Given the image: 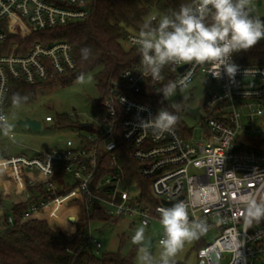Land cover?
<instances>
[{
    "label": "built area",
    "instance_id": "1",
    "mask_svg": "<svg viewBox=\"0 0 264 264\" xmlns=\"http://www.w3.org/2000/svg\"><path fill=\"white\" fill-rule=\"evenodd\" d=\"M89 4L90 0H0V114L7 120L12 81L51 87L60 76L77 69L71 45L50 33L85 20ZM34 36L39 40L33 41ZM137 36L129 35V47H137L133 43ZM181 68L185 69L180 72ZM163 71L174 72L173 80L187 76V87L197 76L205 84L219 82L220 89L211 93L204 105L207 139L192 142L177 127L174 135L156 138L151 130L140 128L141 119L154 117L160 110L146 103L143 93L164 80L143 77L141 63L134 64L111 79L101 103L102 113L85 122L92 126L80 142L67 139L64 146L40 151L34 157L19 155L5 160V170L19 169L21 176L26 175L21 170L31 171V183L54 189L59 164L72 182L65 195L32 205L21 221L46 216L47 208L58 200L76 199L89 214L102 211L112 219L137 218L150 226L160 224L158 208L184 201L189 205L190 220L202 219L208 229L220 228L214 242L199 249L198 264H264V220L247 225L239 204L245 195L264 200V151L235 149L237 134L244 128V109L254 108V103L246 106L242 102L264 101V66H238L234 80L223 71L219 79L212 76L210 64H179ZM261 115L263 110L257 105L248 117L252 120ZM45 121L54 118L46 116ZM126 154L136 164L138 176L148 183L149 194L143 185L128 178L122 162ZM6 224H16L12 215L6 216ZM88 243L101 253V243L90 232Z\"/></svg>",
    "mask_w": 264,
    "mask_h": 264
},
{
    "label": "trees",
    "instance_id": "2",
    "mask_svg": "<svg viewBox=\"0 0 264 264\" xmlns=\"http://www.w3.org/2000/svg\"><path fill=\"white\" fill-rule=\"evenodd\" d=\"M190 2L191 0H90V14L85 20L50 33L54 39L66 41L71 45L77 64L74 72L60 76L59 81H74L81 74L97 70L94 77L103 87L102 103L111 79L120 77L127 68L140 63L136 48L128 45L129 35L138 34L143 23L153 17L157 18L154 23H158L164 15H171L173 11L179 9L181 4ZM126 44L128 48L125 47ZM84 47L92 50V56L88 61L81 59L80 49ZM234 63L243 67L264 66V39L247 51L234 53ZM162 74L165 79L159 87L173 80L174 76V72L170 71H163ZM47 87V84L30 86L20 81H12L7 97V108L15 106L12 104L14 94L27 96V101L22 104L29 105L38 99V90ZM159 87L155 89L147 87L142 98L149 105L161 109L165 106L158 96ZM100 107L102 110L101 104ZM58 119L61 123H69L74 117L59 115ZM80 128L88 127L80 124ZM122 162L128 178L132 177L143 185L145 193L149 194L148 183L138 176L137 166L129 154L124 155ZM3 164L0 165L2 174H4ZM71 183L63 165L59 164L56 167V175L53 177L54 189L45 184L31 183L27 180L26 189L17 202H13L10 211L3 206L5 200L0 185V208L7 212L4 222L0 223L2 228L0 230V264H133L119 254L95 252L93 246L88 243L90 224L94 217L102 221L112 218L102 211L93 210L89 214L79 201L75 202L80 206V212L77 227L73 232L67 233L60 226L50 224L42 217L21 221L22 215L32 205L50 202L65 195L71 189ZM64 202V199L58 200L49 207L46 211L47 216L50 219L54 218L53 213L60 211ZM7 215H12L16 220L13 227L7 226Z\"/></svg>",
    "mask_w": 264,
    "mask_h": 264
},
{
    "label": "clouds",
    "instance_id": "3",
    "mask_svg": "<svg viewBox=\"0 0 264 264\" xmlns=\"http://www.w3.org/2000/svg\"><path fill=\"white\" fill-rule=\"evenodd\" d=\"M252 0H191L183 3L171 15H164L158 21L156 17L143 23L134 39L136 50L143 68L142 76L153 81H163L165 67L179 64L213 66L210 74L217 79L223 71L230 80H234L238 66L233 63L234 53L247 51L264 39V20L252 15ZM82 61L92 56L89 47L80 49ZM83 74L77 77L85 82ZM90 79V77H89ZM188 77L169 80L158 92L164 100L174 96L178 89L187 87ZM27 96L16 93L12 96L15 106L26 102ZM171 109V110H169ZM181 104H168L154 117L140 120V128L151 130L156 138L165 133L174 135L179 123L177 113ZM14 125L0 114V134L11 138ZM241 215L247 225L264 220V200L254 195L241 196L239 200ZM189 205L177 201L170 207H161L159 223L163 229V238L159 240V260H155L149 251L148 237L145 236L147 221L135 229L132 243L139 246L140 264H174L173 258L188 241L197 239L207 231L208 225L202 219L190 220Z\"/></svg>",
    "mask_w": 264,
    "mask_h": 264
},
{
    "label": "rangeland",
    "instance_id": "4",
    "mask_svg": "<svg viewBox=\"0 0 264 264\" xmlns=\"http://www.w3.org/2000/svg\"><path fill=\"white\" fill-rule=\"evenodd\" d=\"M251 5L253 7L252 15L264 20V0L254 1ZM38 37L34 36L32 40L37 41L39 40ZM125 47L128 48V45L126 44ZM96 72L97 70L83 74L86 78L83 83L78 82L76 78L74 81H59L51 87L39 89L38 99L34 103L9 108L8 121L14 125L11 133L13 138L0 134V165L4 163L5 159L12 156L24 155L31 158L40 151L62 147L67 139H72L76 143L80 142V137L90 131L88 128L81 129L80 124L91 122L102 113L100 104L103 87L94 77ZM161 88L162 86L158 88V92ZM219 89L218 81L205 84L203 79L197 76L187 88L178 89L168 101L163 99L162 94L158 93V96L162 99L165 107L168 104H181V111L177 113L179 116L177 128L180 129L178 130L190 141L201 142L203 139H207L209 133L208 113L204 109L206 99L211 93ZM249 103H254V108L246 107L244 109L246 113L243 118L244 128L237 134L235 149L252 148L257 151H264V101L246 100L242 102V105L247 106ZM257 105L263 110V115L254 116L251 120L248 116L255 111ZM186 108L198 109L199 114L187 113ZM59 115H74V119L69 123H61L58 119ZM46 116H52L54 121L46 122ZM27 118L39 121L41 130L34 131L19 124V121ZM3 170L4 174L0 173V185L1 181L7 179L16 181L17 173L13 169L5 170L3 164ZM21 171L24 172L23 174L32 173L29 170ZM18 172L21 175L19 169ZM76 201L78 200L72 199L70 202L75 203ZM6 214L7 212L1 207L0 223L4 222ZM53 214L54 218L51 219L47 215L40 217L45 218L50 224L60 226L67 233L75 231L79 214L67 208L57 210ZM73 217L74 221H72ZM132 221L134 225L131 227ZM139 226H141V222L137 218L118 221L107 218V220L102 221L94 217L90 224V234L101 243V254H119L133 264H140L139 246L134 245L131 239L135 229ZM219 235L220 228L215 226L207 229L197 239L186 242L182 250L173 258L174 264H198L199 249L214 242ZM145 236L154 239L149 251L158 261L161 251L158 240L163 236L162 226L158 223L147 226Z\"/></svg>",
    "mask_w": 264,
    "mask_h": 264
},
{
    "label": "crops",
    "instance_id": "5",
    "mask_svg": "<svg viewBox=\"0 0 264 264\" xmlns=\"http://www.w3.org/2000/svg\"><path fill=\"white\" fill-rule=\"evenodd\" d=\"M14 171L17 173L16 176H18V178L15 179L16 180L15 182H13L10 179H7L6 181H1L2 196L6 202H10L12 204L13 202H17L18 198L22 195V193L26 189V181L27 180L31 181L33 177L32 173L21 176L20 173L18 172V169L17 170L14 169ZM13 183H14V187H13ZM70 201L71 199H65V202L63 204V206L65 205V207L63 208L64 209L67 208L68 210L70 209L72 212H76L77 214H79L80 206L78 204L71 203ZM72 220H74V217L72 218Z\"/></svg>",
    "mask_w": 264,
    "mask_h": 264
},
{
    "label": "water",
    "instance_id": "6",
    "mask_svg": "<svg viewBox=\"0 0 264 264\" xmlns=\"http://www.w3.org/2000/svg\"><path fill=\"white\" fill-rule=\"evenodd\" d=\"M184 69L185 68H181L180 72H182ZM186 112L187 113H193V114H199V110L198 109L186 108ZM19 124L24 126V127H26V128H29L31 130H34V131L41 130V123L39 121H37V120H33V119H30V118H27L25 120L19 121ZM84 125L87 126V127H91L92 126L91 123H85ZM3 206L5 207V209L7 211H10L11 208H12V203L5 201V202H3ZM153 242H154V239L153 238H149L148 241H147V244L149 246H152Z\"/></svg>",
    "mask_w": 264,
    "mask_h": 264
},
{
    "label": "bare ground",
    "instance_id": "7",
    "mask_svg": "<svg viewBox=\"0 0 264 264\" xmlns=\"http://www.w3.org/2000/svg\"><path fill=\"white\" fill-rule=\"evenodd\" d=\"M13 170H14V169H13ZM56 202H57V201H56ZM56 202H54V203H56ZM54 203H53V204H54ZM53 204H51L49 207H51ZM49 207H48V208H49ZM48 208H47V209H48Z\"/></svg>",
    "mask_w": 264,
    "mask_h": 264
}]
</instances>
